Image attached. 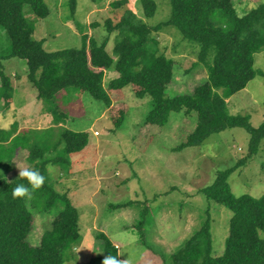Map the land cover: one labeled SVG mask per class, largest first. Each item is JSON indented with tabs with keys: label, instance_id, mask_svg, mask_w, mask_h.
<instances>
[{
	"label": "rangeland",
	"instance_id": "rangeland-1",
	"mask_svg": "<svg viewBox=\"0 0 264 264\" xmlns=\"http://www.w3.org/2000/svg\"><path fill=\"white\" fill-rule=\"evenodd\" d=\"M45 1L50 10L47 17H37L29 4L23 5V14L34 26L33 38L43 40L47 51L79 48L85 34L101 43L108 35L106 19L116 23L121 17V10L117 12L110 6L116 0H77L73 15L69 0ZM154 1L157 8L150 18H144L140 0H127L126 7L147 24L155 25L170 17L171 4L169 0ZM262 2L264 0H234L239 15ZM152 36L156 38L158 52L174 62L168 95L190 92L206 79L203 64L193 67V63L198 62L199 47L183 39L176 28L166 27L153 32ZM116 38L117 32L109 36L106 50L110 54ZM10 47V38L0 26V54L9 53ZM1 62L5 72L16 71L35 96L36 90L27 80L26 61L12 57ZM254 67L263 74L256 75L246 88L232 94L227 103L231 114L249 115L251 125L257 127L264 120V50L255 54ZM117 75L114 69H108L103 78L111 98L110 107L75 87L59 92L50 103L41 101L40 111L51 109L48 110L51 127L61 123L65 128L88 133L86 147L68 156L69 170L65 172L52 165L55 170L48 174L54 188L66 193L79 213L82 238L65 264H86L91 257L100 255L99 246L95 247L96 235L100 232L106 233L117 246L118 260L122 264H170L162 254L168 259L188 234H192L194 226L207 216L211 219L213 254H221L231 211L207 200L201 188L210 185L218 171L231 167L247 154L249 133L244 128L234 127L210 135L199 146L174 150L194 129L195 115L184 114V110L174 111L165 125H146L150 98H137L131 86L110 90L109 83ZM218 91L222 93L224 89ZM29 103L34 108H28L34 115L29 126L34 128L38 102L31 100ZM121 111L125 112L123 121L114 129L113 121ZM55 113L64 115L61 122L53 121ZM17 117L11 105L6 109L0 106V129H11ZM18 135V139L10 143L0 142V174L5 172L6 178L13 179L28 165L25 155L17 151L24 144H29L30 151L32 148L42 151V157L37 158L40 161L60 152L51 146L43 149L40 144V139L46 141L45 144L57 140L52 131L44 135V132L27 128ZM228 182L236 196L260 197L264 193V138L257 154L235 170ZM29 205L34 218L28 241L37 245L60 209L53 207L43 211L40 204L34 206L30 202Z\"/></svg>",
	"mask_w": 264,
	"mask_h": 264
},
{
	"label": "trees",
	"instance_id": "trees-1",
	"mask_svg": "<svg viewBox=\"0 0 264 264\" xmlns=\"http://www.w3.org/2000/svg\"><path fill=\"white\" fill-rule=\"evenodd\" d=\"M76 1L69 0L72 15L76 11ZM169 1L170 17L155 25L147 24L126 7L127 0L113 1L111 9L121 10V17L116 23L106 19L108 35L101 43L85 34L79 48L47 51L43 40L33 38L34 26L23 14V5L29 4L37 17H47L50 10L46 1L0 0V26L11 43L9 53L0 54V102L4 101L0 106L10 107L13 95L10 77L5 74L1 60L17 57L26 61L27 79L36 90V98L45 103H50L64 89L75 87L110 107L111 98L103 78L105 70L114 69L118 75L110 81V90L119 91L131 86L137 98H150L146 125L163 126L174 111L194 114V129L174 150L199 146L210 135L226 129L244 128L250 135L247 154L231 167L218 171L213 182L201 188L207 200L231 211L223 252L213 254L211 219L207 216L168 259L163 254L162 257L170 264H264V193L260 197L236 196L228 182L235 170L257 154L264 138V120L253 127L249 115L231 114L227 103L232 94L246 88L256 75L263 74L254 63L255 54L264 50V2L239 15L234 0ZM140 4L144 18L155 14L157 4L154 0H140ZM166 27L176 28L183 39L199 47L198 62L193 63V67L203 64L207 71L206 79L192 91L174 96L167 94L174 62L158 52L156 38L152 36L153 32ZM113 32H117V38L110 54L106 47ZM218 89L224 91L220 93ZM54 115L53 121L57 123L64 116ZM124 115L121 111L113 121L114 129L120 127ZM16 127L15 121L11 129H0V142L17 140L19 135H13ZM59 130L54 143L40 141L43 149L51 146L60 150L56 156L40 161L37 158L42 157V151L29 149L28 166L39 168L46 177L43 186L32 189L30 198L12 196L17 184H27L25 178L17 174L11 179L6 178L5 172L0 174V264H65L73 247L81 241L78 209L66 193L54 188L47 167L56 165L67 172L70 167L68 156L86 147L88 133L64 126ZM30 202L34 206L40 204L43 211L53 207L60 209L37 245L28 241L34 218ZM96 238L95 246H99L100 255L91 257L86 264H103L107 255L118 259V248L106 233H97Z\"/></svg>",
	"mask_w": 264,
	"mask_h": 264
},
{
	"label": "crops",
	"instance_id": "crops-1",
	"mask_svg": "<svg viewBox=\"0 0 264 264\" xmlns=\"http://www.w3.org/2000/svg\"><path fill=\"white\" fill-rule=\"evenodd\" d=\"M3 67H4V72H5V66L3 65ZM5 74L10 77L11 85L13 87L12 102L10 105H11V107L14 108V113H16L18 116L17 117L18 120H15L17 122V129H15V131L13 132V135H18L24 129L32 128V130H38L40 132H44V135H47L48 132L52 131L54 133V135L56 136V138L58 139V135L60 132L59 129L61 126H64V125L59 123L57 126L53 125L51 127V125H52L51 120H48L49 113L47 111H45V112L40 111L41 101L36 98V94L34 96L33 93H31L29 91L28 84L24 81V79L21 78L16 71L12 72L11 74H8L7 72H5ZM26 75H27V70H26ZM0 84H1V82H0ZM31 100H37V102H38L37 103L38 104V110L36 109L37 120L35 121L36 126H38V127L35 126L34 128L29 126V124L32 121V118L34 117V115H31V112H29L30 109H28L29 106H31V109H34L32 104L29 103V101H31ZM1 102H2L1 104H3V102H4L3 99L1 100ZM16 102H18V104H16ZM24 122H26V123H24ZM44 123H47V125L45 126V128H41L40 125H42ZM44 135H41V137ZM40 141H43V140L40 139ZM43 142H45V141H43ZM41 144H43V143H41ZM29 149H30L29 144L22 145L21 147H19L17 149V151L19 150V153H22L25 155L24 156L25 164H28L26 158L28 156ZM28 165L26 167H28ZM184 228H185V226H184ZM189 234H188V236H189ZM182 235L185 236L184 233H182ZM95 247H97V246H95Z\"/></svg>",
	"mask_w": 264,
	"mask_h": 264
},
{
	"label": "clouds",
	"instance_id": "clouds-1",
	"mask_svg": "<svg viewBox=\"0 0 264 264\" xmlns=\"http://www.w3.org/2000/svg\"><path fill=\"white\" fill-rule=\"evenodd\" d=\"M54 166L49 165L48 172L51 174L54 172ZM19 176L27 180V184L19 183L12 191V196L14 198H30L32 194V189H38L44 185L46 177L41 173L39 168L34 166H28L20 169ZM29 185L31 187H29ZM103 264H122L116 256L107 255Z\"/></svg>",
	"mask_w": 264,
	"mask_h": 264
},
{
	"label": "built area",
	"instance_id": "built-area-1",
	"mask_svg": "<svg viewBox=\"0 0 264 264\" xmlns=\"http://www.w3.org/2000/svg\"><path fill=\"white\" fill-rule=\"evenodd\" d=\"M95 134H98V132H97V131H95Z\"/></svg>",
	"mask_w": 264,
	"mask_h": 264
}]
</instances>
